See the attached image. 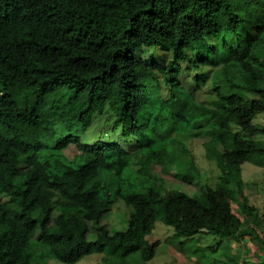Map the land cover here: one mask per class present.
Listing matches in <instances>:
<instances>
[{
    "label": "trees",
    "instance_id": "obj_1",
    "mask_svg": "<svg viewBox=\"0 0 264 264\" xmlns=\"http://www.w3.org/2000/svg\"><path fill=\"white\" fill-rule=\"evenodd\" d=\"M144 48L159 50L161 62L140 60ZM203 66L216 68L211 106L181 80ZM219 75L240 94L223 91ZM0 84V196L8 198L0 264H32L37 253L41 264L93 254L102 264L134 254L148 264L160 241L146 237L159 217L175 239L205 232L229 244L247 232L231 202L259 223L242 166L264 169V139H254L264 136L254 123L264 114V0H0ZM106 112L117 142L73 134ZM189 138L207 139L220 171L193 196L157 172L177 166L179 181L201 179ZM121 201L131 208L128 227L113 232L101 223Z\"/></svg>",
    "mask_w": 264,
    "mask_h": 264
},
{
    "label": "rangeland",
    "instance_id": "obj_2",
    "mask_svg": "<svg viewBox=\"0 0 264 264\" xmlns=\"http://www.w3.org/2000/svg\"><path fill=\"white\" fill-rule=\"evenodd\" d=\"M210 42H212V40ZM138 56L140 60L149 65L160 63L163 57L159 50H149L145 48ZM215 72L216 68L209 66H203L198 70L192 68L185 71L181 76L182 84L188 92L195 95L197 101L211 106L216 99V93L213 88L216 77ZM197 76H206L207 80L203 83H198L195 79ZM232 76L235 82H239L238 79L240 76L238 77L237 73H233ZM160 82L163 83L162 80ZM218 86L221 87L223 91H228V93L240 94L236 89H228L221 75L218 77ZM1 88L0 84V89ZM167 93L168 89L164 87V95L167 96ZM114 121L113 115L107 112L102 115L95 114L88 127L80 126L77 130H74L73 134L79 135L83 141L88 144L97 141L114 143L117 142L119 137V130H114ZM254 123L257 125H264V114L257 115L254 119ZM60 125L61 124L57 121L56 128L58 130H61ZM254 139H264V136L257 135ZM205 141H207V139L202 138H189L186 141L201 172V179L195 181L193 184H186L175 177L177 175L176 165H174L176 167L173 168L170 166V171L165 174H161L158 169L157 172L167 188L193 196L198 187L204 183H209L212 187L216 185L220 171L214 161L207 159L206 151L203 147ZM65 154L70 160H73L75 156L79 154V151L74 145H71L65 151ZM137 168V165H134V169ZM242 179L246 185V196L250 203L259 209L256 217L259 222L258 224L254 223L252 218L246 219V217L240 213L238 206L234 202H231L233 212L245 222L247 232L239 240H232L228 244L227 241L208 235L205 232L197 235L192 240H187L186 238L175 239L173 238V228L168 226L161 217H159L156 221L155 229L146 237L147 242L150 244L157 241L161 242L154 259L148 264H264V169L249 163L244 164L242 166ZM0 202H8L7 196H0ZM130 211L131 208L127 207L122 201L118 202L113 207L109 216L104 218L101 225L108 227L113 232L126 230ZM91 230L94 233L96 227L92 225ZM93 233L89 235L90 242L94 241L95 236ZM182 241H184V251L180 252L181 249L179 250L178 244ZM34 243L35 240L32 241V245ZM36 248V246L31 248L33 249L32 252L34 256L38 252H34ZM102 257L103 254L89 255L76 264H102ZM230 257H232V259H230ZM32 264H41L39 253H37V257L33 260ZM48 264L62 263L52 259ZM110 264L118 263L112 258ZM126 264H141L140 255L134 254L126 261Z\"/></svg>",
    "mask_w": 264,
    "mask_h": 264
},
{
    "label": "crops",
    "instance_id": "obj_3",
    "mask_svg": "<svg viewBox=\"0 0 264 264\" xmlns=\"http://www.w3.org/2000/svg\"><path fill=\"white\" fill-rule=\"evenodd\" d=\"M161 243V242H160Z\"/></svg>",
    "mask_w": 264,
    "mask_h": 264
}]
</instances>
